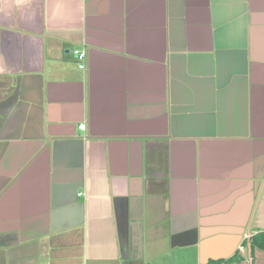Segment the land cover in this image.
Here are the masks:
<instances>
[{"label": "crops", "instance_id": "0c3cea01", "mask_svg": "<svg viewBox=\"0 0 264 264\" xmlns=\"http://www.w3.org/2000/svg\"><path fill=\"white\" fill-rule=\"evenodd\" d=\"M259 234L264 0H0V264H264Z\"/></svg>", "mask_w": 264, "mask_h": 264}, {"label": "trees", "instance_id": "16d2710c", "mask_svg": "<svg viewBox=\"0 0 264 264\" xmlns=\"http://www.w3.org/2000/svg\"><path fill=\"white\" fill-rule=\"evenodd\" d=\"M256 238L258 240H262V241L259 242V241H257ZM247 244H248V247H250L251 249L257 248V249H260V250H264V235L261 236L259 234V235L255 236V237H253V240L248 241ZM240 261H241V259L235 258V259H232V261H230V262H240ZM217 263H219V262H217ZM220 264H221V262H220Z\"/></svg>", "mask_w": 264, "mask_h": 264}, {"label": "built area", "instance_id": "2783aa9c", "mask_svg": "<svg viewBox=\"0 0 264 264\" xmlns=\"http://www.w3.org/2000/svg\"><path fill=\"white\" fill-rule=\"evenodd\" d=\"M73 54H74V57L77 60L78 68L84 69L85 68V65H84L85 53L83 51H80V50H74L73 51ZM79 129L80 130H83L84 129V126L83 125H80L79 126ZM241 247L243 248L245 246L241 245Z\"/></svg>", "mask_w": 264, "mask_h": 264}]
</instances>
